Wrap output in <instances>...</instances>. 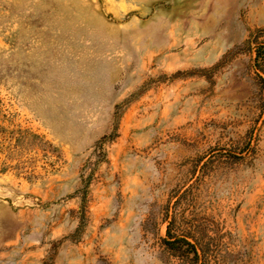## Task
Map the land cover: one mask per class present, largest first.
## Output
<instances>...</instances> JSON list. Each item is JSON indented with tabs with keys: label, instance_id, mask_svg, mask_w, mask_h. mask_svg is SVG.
<instances>
[{
	"label": "rangeland",
	"instance_id": "374dc122",
	"mask_svg": "<svg viewBox=\"0 0 264 264\" xmlns=\"http://www.w3.org/2000/svg\"><path fill=\"white\" fill-rule=\"evenodd\" d=\"M258 45L264 0H0V264H264Z\"/></svg>",
	"mask_w": 264,
	"mask_h": 264
},
{
	"label": "trees",
	"instance_id": "16d2710c",
	"mask_svg": "<svg viewBox=\"0 0 264 264\" xmlns=\"http://www.w3.org/2000/svg\"><path fill=\"white\" fill-rule=\"evenodd\" d=\"M248 43H250V40L248 41ZM262 62H264V45H258L256 49V66H261ZM119 108L120 106L117 107V111L115 114L116 122H118V118H119V111H118ZM117 134L118 131L116 126L114 132L110 136H105L99 143L103 144L105 140L113 139L114 137H116ZM88 180L89 179H85V189L88 186ZM81 211H82V218H85V216L83 215L84 206L81 208ZM82 228H83V221L81 222L80 227L73 236H77L81 232ZM168 235L170 236L168 239H165V244L167 245L169 250L176 253L178 256L182 257L183 259L187 260L191 264H204L203 263L204 256L201 253V250L199 248V242L197 241V239L195 240L190 236H184V237L173 236L170 227L168 229Z\"/></svg>",
	"mask_w": 264,
	"mask_h": 264
}]
</instances>
